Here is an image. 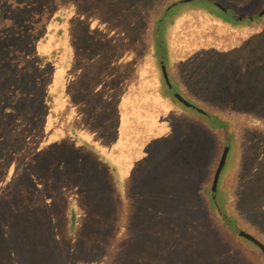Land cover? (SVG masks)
<instances>
[{
  "label": "rangeland",
  "instance_id": "obj_1",
  "mask_svg": "<svg viewBox=\"0 0 264 264\" xmlns=\"http://www.w3.org/2000/svg\"><path fill=\"white\" fill-rule=\"evenodd\" d=\"M173 1L155 61L152 26ZM214 1L245 22L264 6ZM198 2L0 0V264H264L211 214L224 144L194 112L264 118V20L232 24ZM237 133L220 173L233 160L240 231L264 245V127Z\"/></svg>",
  "mask_w": 264,
  "mask_h": 264
},
{
  "label": "trees",
  "instance_id": "obj_2",
  "mask_svg": "<svg viewBox=\"0 0 264 264\" xmlns=\"http://www.w3.org/2000/svg\"><path fill=\"white\" fill-rule=\"evenodd\" d=\"M189 1V0H187ZM177 5L176 1L171 2L169 5L165 7L163 10L162 15H160L156 20H154L152 31L149 38L150 49H152V58L157 61L158 56L162 57L164 60L167 58V51H166V27H167V19L174 13V7ZM198 5L201 7L202 10L208 11L210 14L214 16H218V18L223 20H228L227 14L232 13L231 16V23L232 24H246L249 22H260L264 20V13L260 14V11L257 13H252L251 16L253 20L252 21H242V18H238V12L234 11L231 8L222 7L219 3L215 2L214 0H199ZM174 6L173 8H171ZM247 17V18H249ZM250 19V18H249ZM172 83L170 82L169 78L168 81L165 79L162 82L163 87L165 88L170 87ZM161 85L158 83L155 86V91L158 92V95L162 99H166V102L171 101V103L174 104V101L176 100L173 96L169 95V93H164L162 90H160ZM188 107H195L192 105L191 102H188L186 105ZM197 116H199V119L204 121L206 123V128L210 130V132L216 136H218L221 139V142L224 144V148L227 147V155H231V151L235 152L238 149L239 146V139H238V128L241 126L246 125H260L261 127H264V124L262 121L264 120L263 116L260 118L259 116H254L246 113H237L233 117H228L229 115H226L223 112H218L214 110H200L197 109L194 111ZM198 119V120H199ZM199 120V121H200ZM241 125V126H240ZM69 132V133H68ZM68 132H62L61 135L65 138H68V135L72 138L77 137L75 132L68 131ZM65 134V135H64ZM73 134V135H72ZM75 135V137H74ZM70 138V137H69ZM76 139L80 140L79 137ZM73 139V140H76ZM72 140V141H73ZM85 143H82L84 147L86 143L85 141H82ZM223 148V149H224ZM257 151L255 153L258 157H262V154L260 153L259 149L260 146L255 147ZM90 149V148H89ZM102 147L99 148L92 147L91 151L94 150L97 153L94 155L99 162H102L104 164V155L102 153ZM235 155V154H234ZM66 159V158H63ZM228 164V167L226 171L229 169V166L233 164V160H231ZM63 163V162H62ZM116 164H112L110 167V171L112 174H115L116 170H120L116 168ZM253 170L252 166H249L248 171ZM260 172L263 170L264 172V166L263 168L260 167ZM222 175L220 173L218 182L216 184L215 189H213L212 184L209 188V193L207 195V201L210 206L211 214L214 215L215 220L221 224V227L223 230L226 226L232 227L236 229V237H234V240L236 239V248L239 249V252L241 251L243 254L246 252L248 256L253 259L254 262H260L261 260L264 261V255L260 248L255 245L253 242L247 240L242 235H240V230H243L244 228L248 229L249 225H246V223H243L241 216L238 214L237 206H235L234 203H232L231 198L228 196V177L227 173ZM78 171L72 170V175H77ZM118 174V173H117ZM121 175V171L119 173ZM118 180L119 177H118ZM214 193V194H213ZM70 211V217L75 213L73 209ZM72 218V217H71ZM244 231V230H243ZM228 232V230H227ZM232 235V234H231ZM240 237L249 242L251 245H248L245 243V241H241ZM228 249H226L227 251ZM236 257V255H235ZM85 264V263H84ZM215 264V263H211ZM236 264V263H235Z\"/></svg>",
  "mask_w": 264,
  "mask_h": 264
},
{
  "label": "water",
  "instance_id": "obj_3",
  "mask_svg": "<svg viewBox=\"0 0 264 264\" xmlns=\"http://www.w3.org/2000/svg\"><path fill=\"white\" fill-rule=\"evenodd\" d=\"M264 13V6L262 7V9L260 10V14H263ZM243 19V18H242ZM250 19H252L250 17ZM161 70H162V74H163V77L166 81H168V77H167V73H166V70H165V66L163 64H161ZM174 96L179 100L181 101L182 103H184L185 105L188 104V101H186L185 99H183L178 93H174ZM226 155H227V147H225L221 153V156L219 158V161H218V164H217V167L215 169V172H214V175H213V179H212V187L213 189H215L216 187V184L218 182V179H219V175H220V172L222 170V167L225 163V160H226ZM240 235H242L244 238H246L247 240L253 242L255 245H257L260 250L262 251L263 255H264V245L258 241L256 238H254L252 235H249L245 232H240Z\"/></svg>",
  "mask_w": 264,
  "mask_h": 264
}]
</instances>
